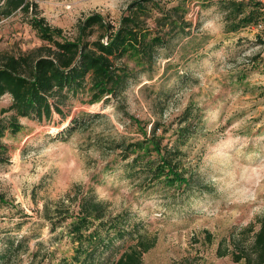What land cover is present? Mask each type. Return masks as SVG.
Segmentation results:
<instances>
[{
    "label": "rangeland",
    "instance_id": "374dc122",
    "mask_svg": "<svg viewBox=\"0 0 264 264\" xmlns=\"http://www.w3.org/2000/svg\"><path fill=\"white\" fill-rule=\"evenodd\" d=\"M132 1L39 4L52 25L73 36L89 14L117 22ZM221 2L167 0L168 6L182 4L192 27L159 50L153 70L131 79L109 103L89 104L83 94L63 106L65 117H21L22 129L6 133L9 159L0 163V194L8 202L0 201V252L8 238L22 245L0 264H56L71 256L70 238L55 239L45 206L51 214L69 207L59 205L63 201L77 207L80 192L88 190L112 215L126 213L130 224L156 235L142 264H235L231 253L221 252L249 225L254 231L246 238L252 241L264 216V39L254 24L228 30ZM27 18L18 11L0 20V53L43 43ZM11 102L9 94L1 97L0 113ZM189 106L199 112L198 132L184 147L197 170L196 185L179 192L132 177L121 146L143 135L131 116L150 131L154 122L172 124ZM74 118L78 123L71 124ZM133 242H117V256Z\"/></svg>",
    "mask_w": 264,
    "mask_h": 264
},
{
    "label": "trees",
    "instance_id": "16d2710c",
    "mask_svg": "<svg viewBox=\"0 0 264 264\" xmlns=\"http://www.w3.org/2000/svg\"><path fill=\"white\" fill-rule=\"evenodd\" d=\"M39 1L0 0V20L21 11L43 41L19 54L0 53V99L6 94L12 97L10 106L0 113V163L9 159L3 138L9 131L17 133L22 129L21 117L38 121H50L56 113L65 117L63 106L84 95L89 104L109 103L131 79L153 70L161 48L192 27L181 3L168 6L167 0H133L117 22L93 12L81 19L76 33L69 36L42 15ZM221 1L228 30L254 24L261 28L258 39H264V0ZM198 114L189 106L172 124L154 122L150 131L147 124L131 116L143 137L121 146L129 174L179 192L191 190L196 185L197 170L186 161L184 147L198 132L194 122ZM73 123L78 119L74 118ZM80 193V199L78 192L72 198L78 199L77 207L63 201L59 205L69 207L59 212L57 206L55 214H51L45 206L51 232L57 233L55 239L67 235L73 244L72 255L62 257L56 264H142L144 254L157 243L156 235L145 234L138 225L130 224L126 213L112 215L107 203L93 191ZM0 201L8 202L2 194ZM258 223L260 227L252 241L246 238V233L254 231L249 225L231 236L232 248L227 246L221 255L231 253L235 264H264V216L258 218ZM59 227L64 229L57 232ZM129 240L134 242L117 256V242ZM19 244L22 245H15L12 238L6 240L0 252L2 262L19 253Z\"/></svg>",
    "mask_w": 264,
    "mask_h": 264
},
{
    "label": "built area",
    "instance_id": "2783aa9c",
    "mask_svg": "<svg viewBox=\"0 0 264 264\" xmlns=\"http://www.w3.org/2000/svg\"><path fill=\"white\" fill-rule=\"evenodd\" d=\"M257 28H259V26Z\"/></svg>",
    "mask_w": 264,
    "mask_h": 264
}]
</instances>
